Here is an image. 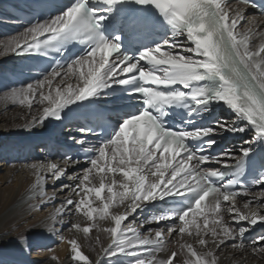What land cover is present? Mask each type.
<instances>
[{
    "label": "snow or ice",
    "instance_id": "obj_1",
    "mask_svg": "<svg viewBox=\"0 0 264 264\" xmlns=\"http://www.w3.org/2000/svg\"><path fill=\"white\" fill-rule=\"evenodd\" d=\"M100 2L114 6L122 0ZM135 2L154 7L172 30L167 40L142 51L135 61L127 55H118L119 45L99 32L106 17L99 14V9L90 8L89 0H74L59 14L0 42V56L8 53L23 56L49 49L60 51V46L73 41L86 45V51L79 57L57 64L42 79L13 88L0 97L27 106L30 112L34 103L42 106L25 127H35L49 118L60 119L65 107L94 97L113 85L135 84L131 94H138L148 106L124 119L110 140L85 148L86 153L95 155L87 159L90 166L81 173L69 172L67 166L79 162L71 156L64 158L65 167L51 161L31 164L35 194L41 200L48 197L54 201L58 192L74 193L77 199L69 195L56 211L62 216L72 207L75 213H82L93 222L84 227L71 224L85 239L93 228H98L96 221L111 222V226L100 229L109 235L111 243L101 246L94 261L81 251L76 239L68 241L73 264H101L105 257L119 254L134 257L132 264H219L217 251L229 242L234 249L250 248L253 254L264 255V232L245 243L249 239L246 233L254 231L257 225L264 226V191L244 202L242 207L237 201L252 186L264 189V176L252 186H244L235 178L238 166L251 149L241 148L239 156L230 150L209 156L203 148L190 151L186 146L189 139H202L223 131L246 132L251 128L254 138L264 137V42L252 44L251 27L237 31L245 21L248 7H256L255 0H239L234 11L222 4V0ZM181 37L192 46H186ZM57 77H61L60 83L53 86ZM73 78L75 84H65ZM206 78L214 81V86H200L199 82ZM177 85L188 92L175 90ZM169 86L174 90H163ZM189 96L200 111H207L213 102H222L235 117L217 121L214 128L166 130L150 110L153 106L179 104ZM213 143L209 140L206 146L211 147ZM228 159L235 163L227 164ZM213 164L233 167L236 171L229 173L223 183H213V178L223 180L225 176L220 168L210 166ZM49 179L53 187L51 196L46 191ZM174 194H193L195 199L181 213L154 216L142 224L171 223L150 228L148 235H141L135 220L124 224L146 202ZM113 208L116 211H110ZM174 234L180 237L179 247L170 250L167 259L158 260L156 253L165 250L167 237ZM185 236H194L200 248L207 250H198L184 240ZM99 242L97 237L96 243Z\"/></svg>",
    "mask_w": 264,
    "mask_h": 264
},
{
    "label": "bare ground",
    "instance_id": "obj_2",
    "mask_svg": "<svg viewBox=\"0 0 264 264\" xmlns=\"http://www.w3.org/2000/svg\"><path fill=\"white\" fill-rule=\"evenodd\" d=\"M249 27L252 26L249 25L248 21H245L240 31ZM256 32H257V36H255ZM253 33L254 34L252 37V41L255 42V45H258L263 40L264 35H261L258 29L254 30ZM8 39L9 38L0 39V41L2 40L6 41ZM10 55H12V53H8L6 55L0 56V66L8 63L9 60L7 59V57H9ZM60 79L61 77H57L53 81V86L59 84ZM67 83L75 84L76 81L73 78L72 80H66L65 84ZM63 86L64 85H61V87ZM15 104L17 103L0 100V121L4 122L0 132V144L2 145L3 148L7 149L6 151L9 153L8 155H10V157L12 155L14 156L15 154L18 155L19 153H21V151H25L26 147L30 144L40 143L42 137L48 134L49 132L59 131L58 127H46L44 124H40L35 127L32 126L25 127V125H29L32 115H34L37 109L41 108L42 106L39 105L38 103H34L32 106V110L30 112L27 106L18 105L17 107H15ZM5 111L10 112V116H8L7 119H5L3 115H1V113H6ZM242 146H245V143H242ZM3 148L2 151L0 152L1 154L6 153L4 152ZM235 152H237V150H234L231 153L234 155ZM48 162L49 161L42 159L41 161L36 160L34 162H31L27 166H23V167H21L20 165H16L12 167L11 172L9 171L0 180V257H2V259L0 260V264H14V263L24 264L20 258L13 260L10 258H6V256L19 255L23 258L28 257L27 248L29 243L27 238L29 237V235L36 232L38 227L37 225H35L34 227L29 228L30 233L27 234L25 231H17V224H21L24 221L25 216H27V214H30L28 205H30L31 202L28 203L27 198L32 194L36 196L33 190V184L35 182V174L34 171L30 168V165L34 163L40 164V163H48ZM51 162H55V161H51ZM60 165L62 167L66 166L64 163ZM72 166L73 165L67 166L70 173L72 172L81 173L82 170L84 169L82 165L75 169H73ZM23 173H25L26 175H23ZM9 177L11 179H14L13 181H17L18 183H20L18 190H16L14 186L1 185V183L6 181ZM64 182L72 183L71 181H67V180H65ZM48 185L51 187L52 189L51 191H53L51 180L48 181ZM58 187H59V182H57V188ZM260 194L245 195L248 196V198H246L244 202H246L247 200L253 197L260 196ZM69 195H72L73 199H77L74 193L65 191V192H58L56 199L54 201L49 199H46L45 201V204L49 206L50 208L49 210L51 211L50 215L47 218V222L53 224L54 227L59 226L62 229L65 223H68L69 220L73 219V217L78 216V215L76 216L74 208L72 207H69L62 216L58 214L56 211L57 208H60L61 202L64 201ZM156 200L157 201L152 206H150L149 203H153L154 201L146 202L145 204H143V207L139 210L142 212V217H145L144 221L156 216V212L159 211V207L156 205V203L159 201V198ZM244 202L242 203L239 202L238 206L242 207ZM252 207H255V204H253ZM120 210L122 211L123 209ZM110 211H116V209L113 208ZM133 216L130 215L128 217V220L125 221L124 224L131 223ZM61 220L62 221L65 220L63 224L60 223ZM75 223H79L81 227H84L93 222H90L85 218V220L78 219L75 221ZM96 223H98V228H93L92 232L89 233L88 239H85V236L82 232H78L75 229H73L74 233L69 238V240L76 239L81 246V251L85 255H87L90 258V260L93 261L97 258V253L101 251V246L107 247L111 243V239L109 235L104 231L100 230L111 226V222L105 219V220H98L96 221ZM166 223L167 222H161L160 224H157L155 222L146 223L144 230L142 231L139 230V232L141 233V235H148L149 234L148 230L150 228L155 229L158 227H164ZM42 224L43 225L46 224L44 220L42 221ZM123 226L124 225L122 224V227ZM60 228L58 230H61ZM261 229L264 230V226L257 225L254 230L261 231ZM52 231H53V227H50V232ZM97 237H99V241H100L99 244L96 243ZM179 239L180 237L175 234L172 235L171 237H167L165 250L156 253L157 259L158 260L167 259L170 250L179 247V245L177 244V241ZM184 240L188 243H192L200 251L207 250L200 248V246L196 243V239L194 238V236L193 237L185 236ZM209 247H212L211 243L209 244ZM70 253H71V248H70V244L68 243V248L64 246H60L59 248L55 249L51 253V255H47V253L46 255H43L44 253L39 252L37 256L34 257L35 259L38 260L37 262L32 261L33 259L31 257V259H29L28 263L26 264H73L70 257ZM217 256L219 257V264H264V255L253 254L250 248H248L246 251L234 249L231 246V242L222 246L217 251ZM53 257H55V259H53ZM8 259L12 261H9ZM134 259H135L134 257L119 254L111 258L105 257L101 261V264H132V261ZM177 259H180V257H177Z\"/></svg>",
    "mask_w": 264,
    "mask_h": 264
},
{
    "label": "rangeland",
    "instance_id": "obj_3",
    "mask_svg": "<svg viewBox=\"0 0 264 264\" xmlns=\"http://www.w3.org/2000/svg\"><path fill=\"white\" fill-rule=\"evenodd\" d=\"M2 41H4V40H2ZM2 41H0V42H2ZM2 95L3 94H0V97L4 96V95L3 96ZM0 100H2V99H0ZM18 105H19L18 103L15 104V107H17ZM5 112L6 113H1V115H3V117L5 119H7L8 116H10V112L9 111H5ZM5 115H6V117H5ZM3 123H4L3 121H0V132H1V127H2ZM5 134H7V133H5ZM2 148L3 147L0 144V152L2 151ZM3 149H4V152H6V153H4V154L0 153V163H1L0 164V180L9 171L10 172L12 171V167H14L16 165H20L21 167H23V166H27L28 164L31 163L30 162V163H26V164H24V163H19L18 164L17 160H14V163L10 162L9 159L7 158V157L10 156V155H8L9 153L6 151L7 149H5V148H3ZM87 167H89V165L83 166V168H87ZM23 175H26V174L23 173ZM13 176H15V175H13ZM13 180L14 179H11L9 177L6 181L2 182L1 185L14 186L15 189L18 190V188L20 186V183H18L17 181H13ZM51 190H52L51 187L48 185L47 188H46V191L48 192L49 196L52 195L51 193L53 191H51ZM46 199H48V198L45 197L44 200H41L38 195L34 196V194L29 196L27 198V202L28 203L31 202L30 205H28L29 206V210H30V214H27V216H25L24 221L21 224H17V231H25L27 234L30 233L29 228H32L35 225H37V227H38L36 232H34L33 234L29 235V237L27 238L28 243H29L28 248H27L28 257L27 258H23V257H21L19 255H13V256H6V258H10V259H13V260H16V259L20 258L22 260V262L24 264H26V263H28V260L31 259V257L33 259L32 261L37 262L38 260L35 259L34 257H36L39 252L44 253L43 255H46V253H47V255H51V253L55 249L59 248L60 246H64V247L68 248V240H69L70 236L73 235V233H74L73 229L71 228V224L75 223V221L78 220V219L85 220L86 217H84L82 213H76V216L77 215L78 216L77 217H73L72 220H69L68 223H65L63 225L62 229L59 226H57V227H54V230L52 232H50V227H53V224H50V223L47 222V218L50 215L51 211L49 210L50 209L49 206L47 204H45ZM98 203H100V202L99 201L95 202L96 205H98ZM139 213H141V217H142V212L138 211L133 216L132 221L135 220L136 227L138 228V230L142 231V230H144L143 227H144V224L146 225V223L142 224V219L139 216ZM43 220L46 223L45 225L42 224ZM59 228L61 230H58ZM262 230L263 229H261V231ZM61 237H64L63 241L61 240ZM248 241H245V243H247ZM1 259H2V257H0V260ZM10 259H8V260L12 261ZM14 264H22V263H14Z\"/></svg>",
    "mask_w": 264,
    "mask_h": 264
}]
</instances>
